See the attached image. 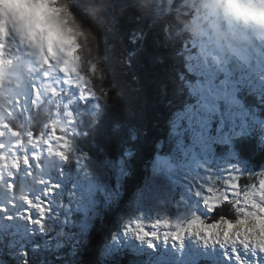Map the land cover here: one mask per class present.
<instances>
[{
	"label": "trees",
	"instance_id": "1",
	"mask_svg": "<svg viewBox=\"0 0 264 264\" xmlns=\"http://www.w3.org/2000/svg\"><path fill=\"white\" fill-rule=\"evenodd\" d=\"M42 1L46 9L54 8L63 24L60 30L64 27L70 35L62 33L79 46L76 55L91 81L87 91L92 97L82 99L77 92L76 98L71 95L61 103L48 100L16 119L1 118L0 143L7 147L0 152L14 150L21 161L27 155L32 166L21 163L18 171H11L14 179H9L17 185L14 192L1 183L6 188L0 190V264H188L184 258H165L158 250L141 252L119 245L122 226L137 211L153 179L158 155L180 157V144L195 145L191 122L198 115L209 117L210 132L219 135L221 129L237 125L228 121L231 113L238 112L241 118H233L239 122L243 118L244 130L228 134L224 142L213 139L209 148L218 156L236 158L249 173L264 171V131L258 124L264 122V75L236 74L228 79L238 100L229 104L230 99L223 97L222 75L213 77L215 68L205 65L195 31L197 10L188 5L192 0H173L170 11L166 8L170 0ZM81 29L89 37H83ZM200 107L208 109L203 112ZM68 112L75 121L73 132H68L71 146L54 149L52 155L41 148L39 161L32 159L38 149L29 133H45V139L49 138L50 126L58 124L55 120L67 123ZM8 124L26 141L22 147L12 148L17 137ZM24 124L30 126L27 132L22 131ZM79 156L88 165H106L110 170L109 184L98 191L100 216L87 234L80 226L85 213L74 188L82 180ZM118 168H122L121 178ZM245 182L251 178L241 179L242 185ZM25 194L33 199L40 196L50 205L44 228L27 231L13 222L2 227L5 217H16ZM36 215L33 208V220ZM208 215H212L209 220L235 216L227 208ZM194 253L199 264H226L221 258Z\"/></svg>",
	"mask_w": 264,
	"mask_h": 264
},
{
	"label": "rangeland",
	"instance_id": "2",
	"mask_svg": "<svg viewBox=\"0 0 264 264\" xmlns=\"http://www.w3.org/2000/svg\"><path fill=\"white\" fill-rule=\"evenodd\" d=\"M41 1L42 0H27L28 4L24 6L26 11L25 14L28 15L31 13V18L42 21V23L46 25H44L45 27H43V30L47 33L45 46L48 51L50 50L49 38L52 37L56 41L59 50L56 52L57 59H55V61L57 60L56 64L62 77L60 75V78H56L54 80L55 82L53 81L50 85L40 88L42 90H39L36 96L34 94L35 91H33L32 98L21 94L22 91L30 93V87L28 90H24L22 89L23 86L21 87L19 85L18 90H15V92L6 90V87L1 88L0 96L3 97L5 106L0 108V120H3L1 118L6 116H8L7 119L11 116H15L11 119H16L18 112L20 115L17 116H21V113H25L26 115L33 105L34 107H39L48 100L51 102L59 100L61 103L62 101L65 102V98L70 97L71 95V97L76 98L77 92L78 95H80L78 89L81 86L87 90L88 85H91V81L89 82V79L85 77L86 74L82 72L83 67L81 60L79 57L75 56V50H79V46L72 44L70 38L65 35H70L69 31L65 32L66 30H64V27L62 31L60 30L62 29L60 26H63V24L60 19L58 21L54 8H52L50 4H46V6H50L52 10L46 9L44 5L45 3L42 1L44 3L43 4ZM216 4H219L218 0H193L188 3V5H191L193 8L198 10L197 14L201 11L203 12L198 18L199 24L197 27H200L198 37L202 41V44H198L202 45V53L207 56V62L210 63L212 59L216 69L219 68L225 72V74H222V82L225 89L223 97L229 98V104L235 105L238 103V100L235 99V91L229 88V83L233 82L229 81L227 78L233 76L237 71H239V69H248L247 66H244L247 59H251L250 63L253 62L254 64L253 67L251 66L252 68L249 67L250 69L246 71L247 73H253L254 71L257 73L264 72V54L262 50L264 42H262L263 39H260L249 52L243 50L245 45L244 42H246L244 34L238 33V41H236L240 42L242 48L238 46V43L235 44L236 42H232L230 40L231 33L235 31L231 28L232 24H230V21H237L243 28L245 27L244 23L248 21L245 19L240 21L239 19L241 16L233 11L231 4L228 2L222 7V10H224L225 13L223 15H218L215 13L217 10L215 8ZM172 5L173 2L171 5H166L168 11H170ZM64 9L65 11L68 10V8ZM157 10L160 11L161 6ZM57 12H59V9ZM204 16H206L207 19H203ZM78 27L82 28L81 24ZM80 31L83 37H89L87 31L83 29ZM202 31L204 32V37ZM216 34L222 35L220 38L216 39ZM259 35L262 36V34ZM233 44H235L234 48L231 47ZM234 49L238 51L235 52L233 51ZM219 69H217V71H219ZM85 71L88 75H90V77H92V73L89 68L86 67ZM213 77H215V75H213ZM103 80L101 78V83H103ZM28 85H31V83ZM56 89H59V91ZM219 93H221V91H219ZM37 101L39 102L37 103ZM25 106H27V109ZM96 106L97 104L93 108ZM207 109L208 107L202 108L203 112H205V110L207 111ZM231 115H233L230 118L232 120H229L228 122L234 121L237 122V125H232L229 130L221 129L219 135H214L210 132L212 130V121L209 117H202L201 115H198L196 119L191 122V124L194 125L193 130L195 135L193 140H196L195 145L185 147L183 144H180V157L158 155L156 158L157 164L155 165L153 179L142 196L137 211L133 212L131 217L122 226L120 239L117 240L119 245L122 244L130 249L133 248L141 252L158 250L165 255V258L172 257L175 258L174 260H181L184 258L186 262L190 259H195L197 254L194 253V251H197L200 254H203V258H208V256L216 259L221 258L226 262V264H238L237 258L234 255V253L238 250L240 258L239 264H264V251L259 249L260 247H264V219L253 222L255 230L251 235V240L256 247L247 251H245L242 247L238 248V245L234 240H230L226 234L217 231L212 226H208L207 224L200 227L201 236L196 238L188 237L185 240L186 248L184 250H181L179 245L172 239H169L166 242L164 240H156L153 242L155 247H149L147 241L139 240L134 233L137 229H135L133 225L138 220L150 222L157 218L163 219L168 217L175 221L178 219H189L193 214L208 215L204 204V199L207 196L206 189L208 185L211 184L213 186H219L217 185V180H220L222 184L223 179L227 178V173L233 168L239 169L245 175H256L255 173H249L246 166L241 162H237L236 158L218 156L214 153L212 148H209L211 146L208 142L213 139L224 142L228 134H236L240 130H244L245 123L243 118L240 122L233 118L238 116V120V118H241V115L238 112L234 114L231 113ZM249 116L253 119L252 114ZM55 121H59L58 124L64 123V120ZM252 124L255 125L254 123ZM258 124L264 131V122H259ZM221 125L225 126L224 122H222ZM29 127L30 126H27V124H24V130L22 131L27 132ZM176 140H179L178 142H182L180 138H176ZM56 150H60V148H56ZM49 151L52 155L55 150L49 149ZM5 153L8 152L6 151ZM78 168L79 170H82V180L81 182H78L74 188L79 207L85 213L82 221L80 222V226L83 233L87 234V231L92 226L94 219L100 216V198L98 191L100 189H104L109 184L110 170L106 167V165H88L86 163V158L81 156L78 157ZM117 173L119 178H121L122 168H118ZM261 173H264V171ZM9 176V170L4 169V175L2 174V176H0V190L6 188L1 183L6 182L8 184L10 182ZM257 179H259V175L257 176ZM197 193H200V195H197ZM27 195L29 194H25L24 197ZM114 195L115 194L111 195L113 199L116 197ZM257 199L259 198L257 197ZM21 205L22 207L18 211L16 217H5V220L1 224L2 227L8 226L13 222L15 225H23L27 231L31 230V228H38L37 230H40L39 224L33 223L25 215V210L29 208V205L26 204L24 200ZM39 218V215L35 216V220H38ZM47 219H50V217ZM111 233L112 231H110V234ZM206 239H211L215 242L206 244Z\"/></svg>",
	"mask_w": 264,
	"mask_h": 264
},
{
	"label": "snow or ice",
	"instance_id": "3",
	"mask_svg": "<svg viewBox=\"0 0 264 264\" xmlns=\"http://www.w3.org/2000/svg\"><path fill=\"white\" fill-rule=\"evenodd\" d=\"M66 71V69H65ZM38 86L34 91H38ZM59 91V89H56ZM81 98H91L92 94L89 93L83 86L79 89ZM39 101H37L38 103ZM29 103V102H28ZM31 103V101H30ZM27 109V106H25ZM30 111V110H29ZM17 115H20L18 112ZM70 118L67 123H60L59 125L53 123L50 126L49 138L45 139V133H39L34 135L33 132L29 133V140L38 149L36 153H33L32 159L39 161L41 157L40 149H56L66 148L71 146V137L68 132L72 131V125L75 121L72 119L73 114L67 113ZM70 126V127H69ZM7 127L11 129L12 135L17 139L12 144L13 149L22 147L26 141L20 139L21 133L8 124ZM73 132V131H72ZM63 133V134H59ZM3 137V133L0 132V138ZM58 145V147H57ZM7 145L0 143V150L6 148ZM21 163L31 168L32 160L25 155L23 160L13 150L9 153L0 152V176L3 174V169L9 170L10 177L14 179V175L11 170H19ZM31 175V173H29ZM259 175V179L257 176ZM245 176L251 178V182H245L243 185L240 183L241 179ZM211 179V178H210ZM40 183H44L41 181ZM217 185H208L206 191L207 196L204 199L207 212L215 214L218 210L227 208L230 212L234 213V218L229 215H219L214 219L209 220L212 215H196L193 214L191 218L184 220H175L165 217L163 219L157 218L150 222L138 220L134 223L133 227L137 229L135 235L141 241H147L148 246L154 248L153 243L156 240H164L165 242L169 239L174 240L181 250L186 248L185 240L188 237L196 238L201 236L200 227L202 225H211L217 231L226 234L230 240H234L238 245V248L242 247L245 251L256 247L251 240V235L254 232V221L264 219V173L256 175H245L239 169L233 168L227 173V178L223 179L221 184L220 180H217ZM17 185L13 182L7 184V188L11 191H15ZM200 195V193H197ZM257 197L259 199H257ZM29 208L25 210V215L33 223L39 224L41 229L44 228V221L50 210V205L40 196L35 199L31 195H27L23 198ZM35 209L40 218L38 220L32 219V209ZM211 239H206L205 243H214ZM260 250L264 251V247H260ZM239 264V251L234 253ZM188 264H199L198 259H190Z\"/></svg>",
	"mask_w": 264,
	"mask_h": 264
},
{
	"label": "bare ground",
	"instance_id": "4",
	"mask_svg": "<svg viewBox=\"0 0 264 264\" xmlns=\"http://www.w3.org/2000/svg\"><path fill=\"white\" fill-rule=\"evenodd\" d=\"M27 4V0H0V14H3V19L0 20V28L4 29L6 32L19 34L20 36L18 47H22L23 56L20 57L17 55L16 49L13 45H7L5 46V48H9V50L6 51V55L8 56L7 63H9V59L14 60L12 63L15 62L14 65L16 68V72L20 68L24 69V74H26L27 76V84L25 85H27V90L30 87V93L22 91L21 94L24 96H30L32 98L33 91L37 86L39 90H42L40 88L46 87V85L53 82L56 78H60L59 76L61 74L56 64L57 60L55 61V59H57L56 52L57 50H59L56 41L52 37L49 38L50 50L48 51L45 46L47 33H45V31L43 30V27H45L46 25L43 24L42 21L31 18V13L28 12V15L25 14L26 11L24 6ZM253 4H257L258 7H261L260 3L254 2ZM255 11H257V9L251 5V8L244 7L243 10H241V13L243 14L244 19L251 22V24H256L257 26L261 24V26L264 28V19L261 18L260 15L254 13ZM254 21H257V23H254ZM244 24L246 26V29L243 30L242 33L250 34L249 32H252L253 27H251V25L248 23ZM256 35H259V33L257 32ZM251 45L252 42L248 41V46ZM249 48L247 49V52H249ZM29 83H31V85H28ZM19 85L21 87L24 86L20 83L19 79L17 81L15 80V78H12L10 81L5 83L0 80V90L1 88L6 87V90L15 92V90H18ZM38 91H35V96L38 94ZM0 99V108H3V106H5L3 102L4 99L2 96H0Z\"/></svg>",
	"mask_w": 264,
	"mask_h": 264
},
{
	"label": "water",
	"instance_id": "5",
	"mask_svg": "<svg viewBox=\"0 0 264 264\" xmlns=\"http://www.w3.org/2000/svg\"><path fill=\"white\" fill-rule=\"evenodd\" d=\"M172 0H170V3H171Z\"/></svg>",
	"mask_w": 264,
	"mask_h": 264
}]
</instances>
